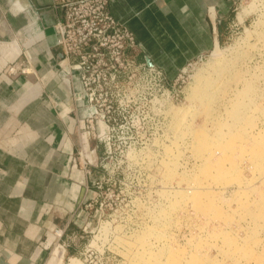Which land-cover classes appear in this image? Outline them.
I'll use <instances>...</instances> for the list:
<instances>
[{
    "label": "rangeland",
    "instance_id": "374dc122",
    "mask_svg": "<svg viewBox=\"0 0 264 264\" xmlns=\"http://www.w3.org/2000/svg\"><path fill=\"white\" fill-rule=\"evenodd\" d=\"M225 31L167 80L157 120L75 156L96 172L81 232L51 258L264 264V0H235Z\"/></svg>",
    "mask_w": 264,
    "mask_h": 264
},
{
    "label": "crops",
    "instance_id": "0c3cea01",
    "mask_svg": "<svg viewBox=\"0 0 264 264\" xmlns=\"http://www.w3.org/2000/svg\"><path fill=\"white\" fill-rule=\"evenodd\" d=\"M234 3L109 0L108 11L135 35L138 60L171 81L224 43ZM62 16L50 0H0V264H49L51 248L81 232L80 208L96 171L73 160L87 148L105 150L92 138L82 147L83 109L72 94L80 83L65 78L53 29ZM25 57L32 72L11 76L9 67Z\"/></svg>",
    "mask_w": 264,
    "mask_h": 264
},
{
    "label": "built area",
    "instance_id": "2783aa9c",
    "mask_svg": "<svg viewBox=\"0 0 264 264\" xmlns=\"http://www.w3.org/2000/svg\"><path fill=\"white\" fill-rule=\"evenodd\" d=\"M50 1L63 12L54 28L67 73L80 83L74 98L83 109L81 128L107 151L117 135L139 132L155 121L157 99L170 84L161 68L138 60L135 35L111 16L109 0ZM30 64L25 57L8 73L30 74ZM89 165L91 160L82 165L87 174ZM55 235L61 239L64 231L56 230ZM56 248L65 253L67 245L62 241Z\"/></svg>",
    "mask_w": 264,
    "mask_h": 264
},
{
    "label": "flooded vegetation",
    "instance_id": "af4514ba",
    "mask_svg": "<svg viewBox=\"0 0 264 264\" xmlns=\"http://www.w3.org/2000/svg\"><path fill=\"white\" fill-rule=\"evenodd\" d=\"M53 29H54V31H55L54 26H53ZM55 33L58 35V33H57L56 31H55ZM62 69L64 70L65 78H66L67 80H71V77L68 75V73H67V69H66V67H65L64 64L62 65ZM72 94H73V98H74V91L72 92ZM74 100H75V98H74ZM75 102L78 103L76 100H75ZM78 104H79V103H78ZM81 120H82V117H81L80 120H79V125H80V129H79V137H80L81 142H82V147H84V146L87 144L89 137H88L87 135L84 134V132H83V130H82V128H81ZM73 161H74V165H76L77 163H76V159H75V158H74Z\"/></svg>",
    "mask_w": 264,
    "mask_h": 264
},
{
    "label": "bare ground",
    "instance_id": "6f19581e",
    "mask_svg": "<svg viewBox=\"0 0 264 264\" xmlns=\"http://www.w3.org/2000/svg\"><path fill=\"white\" fill-rule=\"evenodd\" d=\"M216 49H217L216 51H218V46H217ZM56 260H57V259H56V255H55V256L52 257V259L49 261V264H56V262H57V264H62L61 261H56Z\"/></svg>",
    "mask_w": 264,
    "mask_h": 264
}]
</instances>
